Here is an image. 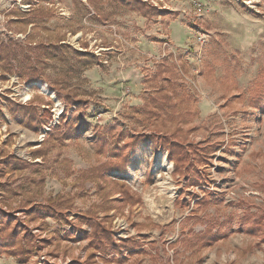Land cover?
I'll use <instances>...</instances> for the list:
<instances>
[{"label":"rangeland","instance_id":"1","mask_svg":"<svg viewBox=\"0 0 264 264\" xmlns=\"http://www.w3.org/2000/svg\"><path fill=\"white\" fill-rule=\"evenodd\" d=\"M142 1L145 8L120 0L97 7L88 0H0V189L8 184V192L0 190L5 196L0 209L26 225L36 244L27 261L1 254L0 264H72L88 258L84 233L90 225L83 223L72 240L65 236L71 223L31 220L28 209L58 193L70 194L74 201L67 216L75 221L101 202L93 182L77 180L81 170L110 157L107 151L97 154L94 126L104 132L115 127L125 140L159 129L175 133L185 145L212 149L209 162L199 164L204 180L192 186L175 172L167 150H156L150 141L130 150L126 171L109 173L127 181L142 202H118L109 211L111 227L116 240L132 237L144 245L111 263L97 252V264H264V243L235 230L241 202L254 211L264 208V105H250L264 73V0ZM152 6L158 15L148 11ZM197 31L207 32L209 42L198 44ZM61 44L62 50L47 56V46ZM74 50L98 58L86 65L93 58ZM165 59L175 64L173 87L188 104L180 114L170 109L166 115L173 118H153L146 100L158 96L162 80L155 73ZM33 70L39 78L30 82ZM77 98L86 105L70 106ZM13 102L37 107L48 123L38 130L27 126L11 113ZM74 115L80 116L79 129L65 136ZM44 148L45 157L39 151ZM10 157L23 161L20 169L4 165ZM111 191V198L120 197ZM181 196L191 200L189 206L176 204ZM231 213L232 226L226 221ZM208 226L229 233L200 253L185 244L169 247L183 227L198 232Z\"/></svg>","mask_w":264,"mask_h":264},{"label":"trees","instance_id":"2","mask_svg":"<svg viewBox=\"0 0 264 264\" xmlns=\"http://www.w3.org/2000/svg\"><path fill=\"white\" fill-rule=\"evenodd\" d=\"M96 7L98 2L104 0H88ZM124 4L129 6L145 8V2L142 0H120ZM144 5V6H143ZM152 14H159V10L152 6L150 8ZM64 47L61 45H54V49L47 46V56L54 55V50H62ZM81 57H92L85 63L86 65L94 63L98 57L93 53H87L74 50ZM175 69V64H169L168 60H162L158 63V68L155 73V78H160L161 86L158 87V96L150 97L147 99V104H150L148 109V115L153 118L166 117L167 112L170 109L173 110V114H180V111L185 108L183 103L188 104L185 95L177 93L176 88L173 87V82H176L171 77V70ZM39 75L36 70H33L28 76V81L38 80ZM256 85L252 89L250 96V105L253 108H261L264 105V73L258 76ZM172 88V89H171ZM77 95V94H76ZM190 97V96H189ZM86 101L83 99L70 100V106L75 105L77 108H82L86 105ZM153 104V105H152ZM168 106V107H167ZM11 113L19 116L24 124L34 127L38 130L42 125L48 123V119L40 115L37 107L30 104H21L19 102H13ZM187 115V114H186ZM181 116H185L181 112ZM173 118L172 116H168ZM80 118L78 115H74L70 118V128L63 135L67 136L75 133L78 129L76 121ZM64 119V118H63ZM61 123V122H60ZM182 124V122H181ZM62 123L59 126H61ZM94 142L96 144L97 154L105 153L110 154V157L101 161L99 164L92 165L86 170H81L77 180L93 182L96 186L98 196L101 197V202L95 204L86 211H81L76 220H70L67 216V211L72 207L74 198L70 194L58 193L53 197H50L47 202L35 203L28 209V216L31 220L45 221L47 217H52L57 220L63 219L64 223H71L73 230H66L65 236L69 239L77 240L76 232L83 230L82 224L86 223L91 226L90 232H85L84 236L89 240V254L88 258L84 261L76 260L72 264H97L95 255L100 252V258L106 263L113 261H124L129 254L140 251L143 247V242L136 240L132 237L124 238L119 241L115 239L111 223L113 216L110 215L111 209H113L118 202L126 204H136L142 202L141 196L128 184L127 181L120 178H115L110 175L111 171L125 172L127 164L130 159V150H134L140 143L150 141L153 143L156 150L163 148L168 152V158L174 163V170L179 175L185 176L188 186L200 185L204 180V176L199 166L206 165L209 162L211 155L210 144H191L185 145L182 140L175 133H166L161 130H157L152 133H137L128 140L124 139V133L116 129L115 127H109L107 132L103 131V128L93 127ZM40 155L46 156V148L39 149ZM43 151V152H42ZM39 154V152L37 153ZM22 160L16 157H10L5 160L4 165H8L7 168L20 169L22 166ZM26 163V162H25ZM200 164V165H199ZM150 177L153 176L149 173ZM8 184H1V191H6ZM108 186H111L108 188ZM120 194L119 198H111V190ZM8 192V190H7ZM194 196V195H192ZM2 199L5 196L0 195ZM197 200H203L197 195ZM208 201V198L205 199ZM191 200L184 199L182 196L176 201V204L185 207L189 206ZM243 206L242 214L237 216V232H243L252 234L259 238V243H264V208L252 209V204L241 202ZM245 207V208H244ZM255 207V206H254ZM103 211L104 215L100 217L98 211ZM235 215L231 213L226 217V221L230 224L233 222ZM43 223H47L46 221ZM230 226H232L230 224ZM224 227H219L214 231L213 226H208L205 230L195 232L192 229L183 227L181 237L169 244V247L175 248L179 244H185L187 249L196 248L195 253H200L205 247L212 245L215 241L224 238L229 231L223 230ZM193 234V235H192ZM192 235V236H191ZM190 236V238H189ZM25 245H28L25 247ZM36 244L34 243V235L29 231L26 225L20 224L12 214H9L0 209V255H13L21 261H27V257L32 254ZM177 250V249H176ZM28 255V256H27ZM110 257H106L109 256Z\"/></svg>","mask_w":264,"mask_h":264},{"label":"built area","instance_id":"3","mask_svg":"<svg viewBox=\"0 0 264 264\" xmlns=\"http://www.w3.org/2000/svg\"><path fill=\"white\" fill-rule=\"evenodd\" d=\"M196 5L199 7V9L201 8V4L196 2ZM197 42L198 44L204 45L207 42H209L208 40V33L204 32V31H197ZM50 128H47V130H49Z\"/></svg>","mask_w":264,"mask_h":264},{"label":"bare ground","instance_id":"4","mask_svg":"<svg viewBox=\"0 0 264 264\" xmlns=\"http://www.w3.org/2000/svg\"><path fill=\"white\" fill-rule=\"evenodd\" d=\"M55 96V95H54ZM56 98V97H55ZM57 99V98H56ZM164 158V157H163ZM166 158V157H165ZM165 161L168 163V168H172V163L169 162L167 159H165Z\"/></svg>","mask_w":264,"mask_h":264},{"label":"crops","instance_id":"5","mask_svg":"<svg viewBox=\"0 0 264 264\" xmlns=\"http://www.w3.org/2000/svg\"><path fill=\"white\" fill-rule=\"evenodd\" d=\"M180 36H181V35H180ZM182 37H183V36H181V38H182ZM181 38H180V39H181ZM184 38H185V37H184Z\"/></svg>","mask_w":264,"mask_h":264}]
</instances>
